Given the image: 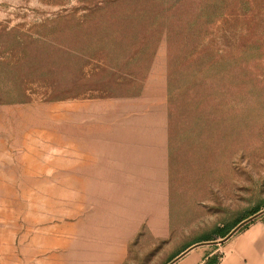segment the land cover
<instances>
[{"label":"rangeland","instance_id":"374dc122","mask_svg":"<svg viewBox=\"0 0 264 264\" xmlns=\"http://www.w3.org/2000/svg\"><path fill=\"white\" fill-rule=\"evenodd\" d=\"M263 202L264 0H0V264L221 253Z\"/></svg>","mask_w":264,"mask_h":264},{"label":"crops","instance_id":"0c3cea01","mask_svg":"<svg viewBox=\"0 0 264 264\" xmlns=\"http://www.w3.org/2000/svg\"><path fill=\"white\" fill-rule=\"evenodd\" d=\"M222 252L210 246L189 247L168 264H204L218 255V264H264V220H256L224 242Z\"/></svg>","mask_w":264,"mask_h":264},{"label":"trees","instance_id":"16d2710c","mask_svg":"<svg viewBox=\"0 0 264 264\" xmlns=\"http://www.w3.org/2000/svg\"><path fill=\"white\" fill-rule=\"evenodd\" d=\"M261 208H264V202L262 203V205L260 207H256L249 215V217L255 215L256 213H258L260 211ZM248 217H243V218H239L237 220H235L234 222L227 224L225 226H223L222 228H216L214 231V234L220 238H224L226 237L237 225H239L241 222H243L245 219H247ZM209 239H201L199 240V242L201 241H208ZM219 261V257L218 255H213L212 257L208 258L204 264H218Z\"/></svg>","mask_w":264,"mask_h":264},{"label":"water","instance_id":"95a60500","mask_svg":"<svg viewBox=\"0 0 264 264\" xmlns=\"http://www.w3.org/2000/svg\"><path fill=\"white\" fill-rule=\"evenodd\" d=\"M234 233H235V232H233L231 235H229L228 238H230ZM228 238H227V239H228ZM227 239H226V240H227Z\"/></svg>","mask_w":264,"mask_h":264}]
</instances>
